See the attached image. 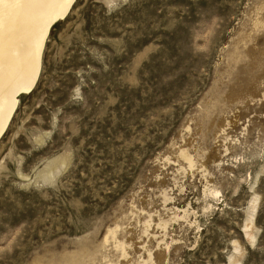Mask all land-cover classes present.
Listing matches in <instances>:
<instances>
[{"label":"rangeland","instance_id":"rangeland-1","mask_svg":"<svg viewBox=\"0 0 264 264\" xmlns=\"http://www.w3.org/2000/svg\"><path fill=\"white\" fill-rule=\"evenodd\" d=\"M0 264H264V0H77L0 140Z\"/></svg>","mask_w":264,"mask_h":264},{"label":"bare ground","instance_id":"bare-ground-1","mask_svg":"<svg viewBox=\"0 0 264 264\" xmlns=\"http://www.w3.org/2000/svg\"><path fill=\"white\" fill-rule=\"evenodd\" d=\"M76 2L0 0V140L17 111L19 97L36 87L53 26L71 13ZM180 156L193 169L192 157L185 151Z\"/></svg>","mask_w":264,"mask_h":264}]
</instances>
